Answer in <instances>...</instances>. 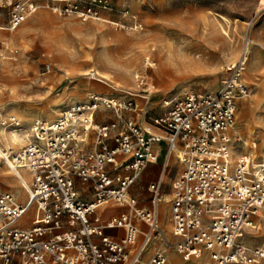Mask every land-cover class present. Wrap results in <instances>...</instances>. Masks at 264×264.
I'll return each instance as SVG.
<instances>
[{"label":"built area","instance_id":"1","mask_svg":"<svg viewBox=\"0 0 264 264\" xmlns=\"http://www.w3.org/2000/svg\"><path fill=\"white\" fill-rule=\"evenodd\" d=\"M40 7L83 21L114 12L108 0H0V31L15 30ZM248 42L246 35L239 60L226 68L229 75L215 94L167 97L151 113L135 102H147V95H117L111 86L108 94L91 93L67 106L54 121L35 120L23 130L27 140L17 152L0 148L24 193L0 190V264H166L171 250L186 262L264 264V243L242 241L264 219V161L235 157L229 134L237 100L248 92L240 82ZM89 78L98 80L92 71ZM12 127L21 129L20 122L0 115V128ZM161 152V170L146 185L144 207L132 188ZM171 162L180 167L170 185L172 242L159 224ZM115 207L126 209L105 215ZM149 248L153 252L144 259Z\"/></svg>","mask_w":264,"mask_h":264},{"label":"rangeland","instance_id":"2","mask_svg":"<svg viewBox=\"0 0 264 264\" xmlns=\"http://www.w3.org/2000/svg\"><path fill=\"white\" fill-rule=\"evenodd\" d=\"M34 1L39 5L47 1L60 3V0ZM108 1L114 12H103L101 19L83 21L75 15L40 7L15 30L0 31V115L13 116L22 129L12 127L6 131L18 130L25 140L26 132L23 130H27L35 120L54 121L67 106L86 100L91 93L108 94L112 91L111 86L117 87V95L123 94L122 91L147 95L148 102L140 98H135V102L144 110H152L151 113L159 112L162 100L167 97L184 93L215 94L229 75L226 68L240 56L244 36L249 31L251 41L255 37L261 44L256 46L251 42L252 46L248 48L240 77L248 92L237 100L234 132L230 137L235 157L247 154L254 162L262 160L264 156L259 150L264 149V9L259 16L255 13L264 2ZM253 17V26L247 31V23ZM132 22L139 23L141 28L125 30L114 24L131 25ZM227 33L230 38L226 37ZM226 42L230 48L226 52L228 56L223 53ZM196 45L210 49L211 54L203 63L198 60V54H189V48ZM182 48L188 49L183 55L190 57L192 63L177 58L175 63L178 66L169 67V77L157 76L151 64L153 55L162 53L163 56L171 50L179 56L178 49ZM45 65H49V71ZM91 71L97 79L102 78L106 82L90 79ZM141 80L144 84L139 85ZM0 138L3 140L2 134ZM1 139L0 148L8 149ZM9 144L13 151H18L23 145ZM176 167L173 162L169 165L162 190L166 193L170 192V185L176 180ZM158 168L160 171L161 166ZM13 175L0 157V190L11 191L21 197L24 193ZM138 178L132 193L142 203L147 200V178ZM163 195L161 218L166 223L168 199H163ZM262 222V219H257L255 228L245 232L244 244L255 247L264 243V226L257 229ZM166 224L167 229L163 223L162 226L169 237L170 226L168 222ZM168 256L166 264L173 258L184 262L174 250ZM201 264H206L204 258Z\"/></svg>","mask_w":264,"mask_h":264},{"label":"bare ground","instance_id":"3","mask_svg":"<svg viewBox=\"0 0 264 264\" xmlns=\"http://www.w3.org/2000/svg\"><path fill=\"white\" fill-rule=\"evenodd\" d=\"M264 9V5H262V7L255 13L257 16H259L260 14H261V11ZM226 37H229V33H227V35H226ZM230 38V37H229ZM253 39H252V41H251V39L249 38V42H248V45L246 46L247 47V53H248V46H249V44L252 42V43H254V45H256V46H259L261 43H260V41L258 40V39H256L255 37H252ZM227 42H228V40H227ZM226 42V48H225V50L223 51V53H225V55L226 56H228V53L226 54V52H229L230 51V48H229V46H228V43ZM229 45H230V42H229ZM224 46H225V44H224ZM232 46V45H231ZM151 48V47H150ZM207 50H205V48H202V46L201 45H196L194 48H189V51H190V53L189 54H191V53H194V54H198V60L200 61V62H205V60H206V56H208L209 54H211V52H210V49H208V48H206ZM149 49H147V51H148ZM152 50V49H151ZM187 48H182V49H178V51H179V53H178V55L179 56H175L174 55V53H172V51L171 50H168L167 51V54L164 56H162V53H158V54H155V55H153V58H154V60H153V62H151V64H152V66L155 68V70L157 71L156 72V74H157V76H160V77H169V75H170V71H169V67H174V66H178V64L177 63H175V62H177V58H180V59H182L183 60V62H186V63H188V64H190V63H192V59L190 58V57H188V56H185V55H183L184 53H186L187 52ZM151 53V52H150ZM147 54V53H146ZM148 56V55H147ZM241 56V55H240ZM240 56L238 57V59L236 60V62L239 60V58H240ZM241 59H242V57H241ZM182 60H180V61H182ZM246 60H247V56H244V63L246 62ZM235 62V63H236ZM125 68V67H124ZM94 72V71H93ZM98 74H99V72H98ZM98 79H100V80H102V81H104V82H106L104 79H102V78H98ZM259 80V79H258ZM143 80H141L140 82H139V85L140 84H142L143 82H142ZM225 81V80H224ZM260 82V81H259ZM144 84V83H143ZM233 129V128H232ZM231 129V130H232ZM231 130L229 131V133L231 132ZM18 130H15V129H10L9 131H6V130H4V129H0V134H2V138H3V140H2V142L8 147V148H10V146L9 145H11V144H9V143H13V144H18V145H22V144H24L25 143V141L27 140V137H26V135H25V137L23 136V138L25 139V140H23L22 138H21V135L17 132ZM234 132V131H233ZM23 140V141H22ZM5 141V142H4ZM6 149V148H5ZM11 149V148H10ZM14 152H17L16 150L14 151ZM259 153H261L262 154V157L264 156V149H260L259 150ZM261 161H264V158L261 160ZM254 162V161H253ZM258 162V161H257ZM255 163V162H254ZM10 171V170H9ZM10 173H12L11 171H10ZM6 174H9V173H6ZM8 177V176H7ZM15 179H16V177H14ZM11 179H13V178H11ZM14 181V180H13ZM16 181V180H15ZM17 190H19V187H17L16 188ZM168 198H170V197H168V195H165L164 196V198L163 199H165L166 201H167V199ZM263 220V224H261V226H259L257 229H260L261 227H263L264 226V219H262ZM169 223V222H168ZM164 224V223H163ZM165 225V224H164ZM255 228V226L253 227V229ZM173 251V250H172ZM184 261V260H183ZM169 264H201V260L199 259V258H196V259H193V260H190L188 263H186V261L185 262H181L179 259H177V258H173V259H171L170 261H169Z\"/></svg>","mask_w":264,"mask_h":264},{"label":"crops","instance_id":"4","mask_svg":"<svg viewBox=\"0 0 264 264\" xmlns=\"http://www.w3.org/2000/svg\"><path fill=\"white\" fill-rule=\"evenodd\" d=\"M246 35H248V37L250 36V33H249V31L245 34V36ZM244 36V37H245ZM252 46V43H250L249 44V46H248V48L249 47H251ZM249 52V51H248ZM100 82H103V81H101V80H99ZM104 83V82H103ZM148 102V101H147ZM160 111V110H159ZM101 115H103V113H98L97 115H96V119H97V121H99L100 120V118H101ZM100 122V121H99ZM233 130L234 129H232L231 130V132L229 133L230 134V136L231 135H233ZM163 147V145H161V148ZM158 162H156V163H154V164H150L142 173H141V175H140V177H144V178H147V181H146V184H148V182H150V181H153V180H155V178H156V176L158 177V175H159V173H160V171H159V168H158V166H161V164H162V162H163V152H161L160 153V155H159V157H158V160H157ZM261 161V160H260ZM174 163V162H173ZM180 169V167L179 166H177L176 167V170H175V174H176V177H177V175H178V170ZM169 173V172H168ZM167 173V174H168ZM152 176V177H151ZM148 177H150L149 179H148ZM175 177V178H176ZM134 187H135V185H134ZM133 187V188H134ZM164 187V186H163ZM133 188H132V190H133ZM162 190H163V188H162ZM133 194V193H132ZM147 194V193H146ZM162 194H164V195H168V197H170V198H172L171 197V190H170V192L169 193H166V192H164V191H162ZM134 195V194H133ZM163 195V196H164ZM138 197V196H137ZM170 198H168V215H169V206H170ZM147 200H146V202H142V203H139L140 205H142V206H144V207H146L147 206ZM161 209H162V202L160 203V207H159V224H160V227H161V229H162V231L164 232V234H165V236H166V239L168 240V241H170V242H172L173 241V237H172V233H171V225H170V221H169V216H168V221L167 222H169L168 224H169V226H170V236L168 237L167 236V233H165V230H164V228H163V226H162V223H164L165 225V228H166V226H167V222L165 223V222H163V220H162V218H161ZM122 211H125V210H123V208H120V207H115V208H110V209H108L107 211H106V213H105V215H111V214H116V213H119V212H122ZM142 228L144 227V226H141ZM167 229V228H166ZM167 231H169V230H167ZM107 234H114V235H117V236H120L121 234H122V232L120 231V230H109V231H107L106 232ZM152 252H153V249L152 248H149L148 250H147V252L144 254V259H147L149 256H150V254H152ZM171 252V251H170ZM170 252H167V257H169L168 256V254L170 253ZM192 260V259H191ZM183 261V260H182ZM185 262V261H184Z\"/></svg>","mask_w":264,"mask_h":264},{"label":"snow or ice","instance_id":"5","mask_svg":"<svg viewBox=\"0 0 264 264\" xmlns=\"http://www.w3.org/2000/svg\"><path fill=\"white\" fill-rule=\"evenodd\" d=\"M262 2H264V0H262Z\"/></svg>","mask_w":264,"mask_h":264}]
</instances>
